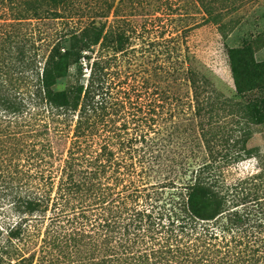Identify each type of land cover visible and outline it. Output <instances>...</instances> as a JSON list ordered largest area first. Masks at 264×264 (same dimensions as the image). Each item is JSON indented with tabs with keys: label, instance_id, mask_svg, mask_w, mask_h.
Wrapping results in <instances>:
<instances>
[{
	"label": "trees",
	"instance_id": "trees-1",
	"mask_svg": "<svg viewBox=\"0 0 264 264\" xmlns=\"http://www.w3.org/2000/svg\"><path fill=\"white\" fill-rule=\"evenodd\" d=\"M16 1L0 0V196L15 216L0 257L264 264V154L245 134L264 124V63L246 41L224 47L227 97L186 32L128 14L145 0ZM50 19L46 45L22 29ZM237 111L244 127L220 123Z\"/></svg>",
	"mask_w": 264,
	"mask_h": 264
},
{
	"label": "rangeland",
	"instance_id": "rangeland-1",
	"mask_svg": "<svg viewBox=\"0 0 264 264\" xmlns=\"http://www.w3.org/2000/svg\"><path fill=\"white\" fill-rule=\"evenodd\" d=\"M16 2L22 6L20 10H24L25 0ZM15 7L13 12H16ZM127 11L136 19L135 21L145 24L151 33L155 32V29L160 33L172 35H182L186 32L188 36L186 46L201 63L212 71L223 87H228L223 91L227 97L231 95L233 86L223 53L225 46L236 47L245 40L253 51L255 61L264 63V0H145L141 9ZM13 12L7 11L5 19L13 18L11 16ZM56 21L51 19L41 22L33 20L31 23L28 21L23 23L22 29L24 28L23 31L28 35L33 32L32 39L46 45L48 40L41 38L49 35L54 37L53 31L59 26ZM1 22L3 21L0 19ZM5 29L9 30V27ZM17 29L18 27H15V31ZM41 33L44 35L40 38ZM52 40H49V44ZM253 95L262 98L264 90ZM234 116L235 119L226 117L220 120V123H227V129L231 127V124L233 128L239 129V126H236L238 122H242L240 126L244 127L243 117L245 119L247 113L237 111ZM246 127L249 128L246 129L245 134L250 135L247 147L259 148L264 154V124L254 126L250 123L249 126L246 124ZM242 134L243 131L238 133V136ZM254 167L255 160L252 159L239 163V168L244 172H250L254 170ZM157 191L160 193V199L168 193V189L165 188H158ZM161 203L158 202V204ZM12 220H15V216L9 212L7 202L0 196V247L3 246L6 238V224ZM19 247L20 253L14 257H0V264H18L22 258H24L22 264H29L28 258H33L31 255L33 247L29 250L22 245ZM37 259H40L38 254L35 255L32 264H36Z\"/></svg>",
	"mask_w": 264,
	"mask_h": 264
}]
</instances>
